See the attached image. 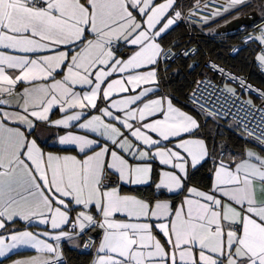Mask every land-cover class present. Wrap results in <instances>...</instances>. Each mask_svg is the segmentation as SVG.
Returning <instances> with one entry per match:
<instances>
[{"label":"snow or ice","instance_id":"snow-or-ice-1","mask_svg":"<svg viewBox=\"0 0 264 264\" xmlns=\"http://www.w3.org/2000/svg\"><path fill=\"white\" fill-rule=\"evenodd\" d=\"M245 2L228 0L224 11ZM175 3L0 0V47L23 53L0 51V96L5 97L0 105L15 109L0 107V229L7 232V222L16 218L44 224L50 219L53 229L71 223L78 234L102 229L98 251L103 255L95 264H264V156L248 150L238 163L221 159L210 170L207 190L187 187L189 169L212 159L204 140L192 138L200 128L197 119L170 98L142 100L154 87L127 95L157 84L154 66L168 55L158 41L181 16ZM250 39L264 41V36ZM259 59L264 62V55ZM148 66L153 67L139 71ZM115 73L120 75L112 79ZM21 83L29 87L17 92ZM54 107L65 113L61 119H50ZM89 109L99 114L72 126L97 139L71 131L59 137L62 145L78 146L82 159L40 148L38 129L68 127ZM248 134L264 146V131ZM156 160L167 166L155 184L157 194L187 191L178 206L121 195L119 187L110 186L113 175L124 184H147ZM117 214L127 219L117 220ZM67 236L60 231L53 239ZM20 246L32 247L37 255L15 264L61 259L58 244L30 231L0 234V257Z\"/></svg>","mask_w":264,"mask_h":264},{"label":"trees","instance_id":"trees-1","mask_svg":"<svg viewBox=\"0 0 264 264\" xmlns=\"http://www.w3.org/2000/svg\"><path fill=\"white\" fill-rule=\"evenodd\" d=\"M193 1L177 0V5L183 9H187ZM251 5L249 3L241 6L239 9H243V12H246L251 10ZM231 13L225 14V20L233 17ZM211 22L213 23V21ZM217 24L216 27L221 23L217 22ZM191 29V32H187L181 24H177L173 30L161 39L162 45L168 48L170 52L187 46L195 48L196 54L181 56L173 62H168L164 59L158 65V82L163 93L169 95L175 103L186 109H190L199 119V132L209 142L212 159L203 163V166L192 169L188 174L187 184H197L208 188L211 183V175L206 170L209 167L213 168V165L216 163L214 159H222L225 153L239 155L245 146L252 143L234 127H227L224 121L204 116L193 110L186 101V92L193 79L198 74L201 75L203 73L201 64L206 57L225 65L238 74L246 76L249 80L264 88V72L255 60V55L261 50L262 45L257 39H250V37H255V32L260 29H253L251 25L222 34H216L215 30L211 34L205 33L196 25H193ZM262 34L264 35V33ZM232 89H235L236 94L244 96L247 100H254L247 94L236 90L234 86ZM44 146L61 150L56 146H48L46 144ZM262 149L264 150V148ZM128 189L129 191L148 196L151 199L150 192L152 191V185L141 188L129 187ZM158 196L161 195L158 194ZM6 229L9 230L8 225H6ZM90 258L91 251L89 250L79 251L65 248L64 264H89ZM0 264H6L5 260H0Z\"/></svg>","mask_w":264,"mask_h":264},{"label":"crops","instance_id":"crops-1","mask_svg":"<svg viewBox=\"0 0 264 264\" xmlns=\"http://www.w3.org/2000/svg\"><path fill=\"white\" fill-rule=\"evenodd\" d=\"M225 1L228 4V0H225ZM161 2H163V0H155V3H161ZM262 2H263V0H246V2L244 4L239 5L235 8L229 9L228 11H223V10L219 11V13H220L219 15H216V16L212 15V16L206 17V20H208L209 22L207 23V22H205L206 21L205 20L204 23H202V26H200V28L205 33L211 34L212 32H214L216 25H218V24H216L215 26L212 25L211 21L214 22L218 18L225 16L224 13L228 14V13L232 12L231 16L234 17V16H238V15L250 12L252 10L257 11L259 8L261 10ZM249 3L252 4L251 10L243 12V9H239L241 6L249 4ZM177 6H179V5H177V0H176L174 8ZM171 11L172 10L170 9V13H171ZM259 13L260 12L257 11V14H259ZM225 21H227V20H225V18H224L222 21H219V22L223 23ZM175 26H176V24L172 25L171 28L167 31V33H169L171 30H173L175 28ZM166 34H164L163 37ZM158 42L161 44L162 48L168 54L170 51L168 48H165L162 45L161 39ZM0 51H5L7 54H14V55H22L23 54L17 50L4 49L3 47H0ZM125 51H127V49ZM39 54L40 55H47V54H51V53L50 52H42ZM28 55L33 56V58H35V54H28ZM163 60H164V56L159 58L157 64L154 66L155 71L157 72V84L156 85H142L141 88H137L135 90V92H132L130 90V92L127 93V95H134V94L140 92L143 87H154L157 90L149 93L146 98L142 97V100L147 102V100H152V99H156L159 97L170 98L169 95H167L166 93H163V91L159 85V82H158V65L160 63H162ZM152 67L153 66H148V67L140 69L139 71L146 72V71H149ZM9 72L11 74L12 70H9ZM119 75H120L119 73L113 74L112 79L117 78ZM57 78L59 79L60 77L58 76ZM25 87H29V85L26 83H21L17 86L16 91L20 92ZM80 90H81L80 86H77V91H80ZM84 90L87 91L88 89L85 87ZM3 98H5V97L0 96V99H3ZM8 99H13V102H14V98L9 97ZM172 103L175 107H177L180 110L192 115L194 118L197 119V121L199 123V119H198L197 115L194 112H192L190 109H186V108L182 107L178 103H175V101H173V100H172ZM105 106H106L105 103H103V102L100 103V107H105ZM137 106H140V105L139 104L133 105V107H137ZM0 107H4L6 110H9V111L15 110L14 108H12L9 105H0ZM68 114H71V112H69ZM97 114H99V113L96 110L89 109V110H87L86 114L84 116H82L81 121L71 122L68 127H63V126L57 127L54 125L42 126L41 129H38V135H39V139L37 141L38 145L40 146V148L45 153H52L54 155H59V156L75 155V156H77L78 159H82L84 157V153L79 152L78 146H76V145H62L59 143V137L66 135L69 131H71L74 134H78V135H88V137L90 139H97L98 138L97 134L91 133V132H88L87 130L79 129L78 127L72 126L73 124H76V123H82L85 119H90L92 115H97ZM49 115H50L51 120H57V119H61L65 115V113L61 112L58 107H54L52 112ZM117 126H119V125H117ZM149 134L152 135L153 138H158L155 133H149ZM32 138H36V136L34 135ZM129 138L131 139V137H129ZM192 138L204 140L205 144L208 146V149L210 151L209 142L203 136L200 135L199 130H197L194 133ZM44 144H46L48 146L50 145V146L59 147L61 150H56V149H53L51 147H46V146H44ZM162 145H167V146L171 147V145H168L166 141H162ZM248 150H251L255 153H258L259 155L264 156V150L262 148H259L258 146H255L253 144H248L247 146H245V148L241 152V154L234 155L231 153H225L223 155L222 159L226 160L228 162L231 160L234 163H238L241 160L246 158V153ZM86 151L88 152V154H91V152L89 150H86ZM128 159L130 160V162H133L131 157H128ZM233 166H234V164H233ZM152 167H153V172H152L151 180L147 184H139V185L124 184V183L119 182L118 177L114 175L117 179V184L113 185V186L120 188L121 195H132V196H136L140 199H144L147 201L167 200V201L173 202L175 205L178 206L180 204V202L182 201V199L184 198V196L187 195L186 189L184 192H181L179 195L169 194L165 191L163 195L158 196L157 191L155 189V184L159 182L160 172L162 170H166L167 166H163V165L159 164L158 160H156V161L152 162ZM213 167H214V165H213ZM191 170L192 169L190 168L189 172ZM211 179H212V177H211ZM149 185H152V191L150 192L151 199L148 196H145V195H142L140 193L133 192V191H129V189H128L129 187L130 188L131 187L132 188H141V187H146ZM210 186H211V183H210ZM187 187H197V188L202 189V190H207L209 188V187L204 188V187L197 185V184H187ZM77 211H79V208L77 209ZM74 216H75V213H70V217H74ZM116 219L117 220H126L127 218L123 214H117ZM6 225L9 226V230H7V232H6V230L0 229V234L8 235L12 231H30L34 234L39 235L40 239L47 240L48 243H51L54 246H56L58 244L59 250L61 253V258L65 256V248H68L71 250H79V251H86V250L91 251V258H90L89 264H95V261L98 258V256L103 255V253H100L98 251L101 240L103 239V230L99 229V228H93L90 231L84 232L83 234H78V233H80L79 228H76V230L74 232H69L66 228V225H61V227L59 229H53L51 227L50 219H49L48 223L44 224V223H40L38 218H33L31 220H28V221H25L21 218H16L14 222H7ZM60 231L68 232L69 236L62 237L59 241H55L53 239V237L55 235L59 234ZM44 233H48L49 235H43ZM156 234L158 235V238H159L158 231L156 232ZM85 236L91 241V244L88 247H86ZM35 255H37V251L35 249H33L32 247L20 246L16 249H13L6 257H0V260H5L6 264H15V262L18 260L28 259V258L35 256ZM42 255L45 257H48V256H51L52 254L43 253Z\"/></svg>","mask_w":264,"mask_h":264},{"label":"built area","instance_id":"built-area-1","mask_svg":"<svg viewBox=\"0 0 264 264\" xmlns=\"http://www.w3.org/2000/svg\"><path fill=\"white\" fill-rule=\"evenodd\" d=\"M227 5L228 4L225 0H194L191 6L187 9L177 6L175 7V11H179L181 16L176 20L175 24H181L187 32H191L193 25L198 26V24L204 23L206 17L212 16L213 13L218 12L217 8L219 6ZM171 14L174 15V12L171 11ZM263 26L264 0L261 4V13L258 14L257 20L251 24L253 29H259ZM185 52H187L188 55L196 54L195 48L183 46L174 52L168 53L167 58L164 59L168 62H173L177 58L185 56ZM201 68L203 73L201 75L198 74L193 79L186 92L187 103L193 110L202 115L231 124L249 142L264 148V146H261L253 136L248 134L251 132L255 136H260L262 131H264V120H262L264 112L261 111V109H264V96L261 95V93H264V88L252 82L246 76L236 73L209 57L204 58ZM233 77L237 79H233ZM241 80L245 85H250L251 89L242 87ZM225 83L234 86L236 90L247 94L254 100L251 101V104H248L247 101L249 100L244 96L228 92L224 86ZM200 105H203V107L201 108ZM209 112H212L213 115H209ZM214 160L218 162L221 159ZM225 163H228V161H225ZM211 169L212 167L207 168L206 172L211 174ZM116 184L117 179L113 175L112 184L110 186ZM66 228L69 232H74L76 230V228L73 229L71 223L67 224ZM85 240L86 245L89 246L91 241L86 236ZM62 263H65L64 257L56 262V264Z\"/></svg>","mask_w":264,"mask_h":264},{"label":"water","instance_id":"water-1","mask_svg":"<svg viewBox=\"0 0 264 264\" xmlns=\"http://www.w3.org/2000/svg\"><path fill=\"white\" fill-rule=\"evenodd\" d=\"M225 17V16H223ZM217 20H220L221 18ZM258 14L257 11L252 10L250 12L234 16L229 20L221 23L219 26L215 28L216 34L228 33L238 29H241L244 26H250L255 20H257Z\"/></svg>","mask_w":264,"mask_h":264},{"label":"rangeland","instance_id":"rangeland-1","mask_svg":"<svg viewBox=\"0 0 264 264\" xmlns=\"http://www.w3.org/2000/svg\"><path fill=\"white\" fill-rule=\"evenodd\" d=\"M225 7H227V6H219L218 8H217V11L219 12V11H224V8ZM258 12H260L261 13V10H260V8L257 10ZM259 13V14H260ZM224 14H226V13H224ZM223 14V15H224ZM216 16V15H215ZM225 17H223V18H221L220 19V21H222L223 19H224ZM205 22H209L208 20L207 21H205ZM217 22H219V21H214L213 23H211L212 25H216L217 24ZM206 24V23H205ZM204 24V25H205ZM198 26L200 27V26H202V23L201 24H198ZM215 30V29H214ZM262 33H264V26L263 27H261L257 32H255V37H261V36H264ZM259 42H260V44L262 45V49L261 50H259V52L255 55V60H256V62H257V64L260 66V68H261V70L264 72V62H261L260 61V59H259V57L260 56H262V55H264V52H262V51H264V41H262L261 39H257ZM224 86H225V88H232L233 86H231V85H228V84H224ZM205 116V115H204ZM225 125L227 126V127H229V128H232L233 126L231 125V124H227V123H225Z\"/></svg>","mask_w":264,"mask_h":264}]
</instances>
